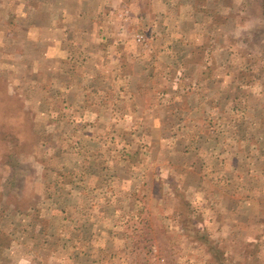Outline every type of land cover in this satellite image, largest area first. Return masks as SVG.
Listing matches in <instances>:
<instances>
[{"label": "rangeland", "instance_id": "374dc122", "mask_svg": "<svg viewBox=\"0 0 264 264\" xmlns=\"http://www.w3.org/2000/svg\"><path fill=\"white\" fill-rule=\"evenodd\" d=\"M0 264H264L263 0H0Z\"/></svg>", "mask_w": 264, "mask_h": 264}, {"label": "trees", "instance_id": "16d2710c", "mask_svg": "<svg viewBox=\"0 0 264 264\" xmlns=\"http://www.w3.org/2000/svg\"><path fill=\"white\" fill-rule=\"evenodd\" d=\"M263 14H264V0H263Z\"/></svg>", "mask_w": 264, "mask_h": 264}]
</instances>
